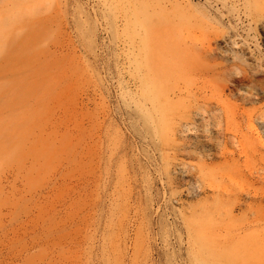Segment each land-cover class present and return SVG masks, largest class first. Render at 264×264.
Here are the masks:
<instances>
[{"label": "rangeland", "instance_id": "rangeland-1", "mask_svg": "<svg viewBox=\"0 0 264 264\" xmlns=\"http://www.w3.org/2000/svg\"><path fill=\"white\" fill-rule=\"evenodd\" d=\"M255 1L0 0V264H264Z\"/></svg>", "mask_w": 264, "mask_h": 264}, {"label": "bare ground", "instance_id": "bare-ground-1", "mask_svg": "<svg viewBox=\"0 0 264 264\" xmlns=\"http://www.w3.org/2000/svg\"><path fill=\"white\" fill-rule=\"evenodd\" d=\"M247 1V0H245ZM225 2V1H223ZM244 13L247 17H249L250 19H254L256 16H259L261 14L264 13V0H260V1H255L254 3H252V6L249 5V3H247V5L244 6ZM137 13L135 12L133 14V19L131 20L130 17L129 20L127 19V22L124 24V32H128V28H129V24H136V22H138L137 19ZM203 18H207V15L204 14L202 15ZM136 59V58H135ZM134 59V60H135ZM129 62V58L125 59V63ZM135 64L137 63V59L134 62ZM139 66V63L136 64V68ZM129 67H130V63H129ZM137 71V70H136ZM139 72V71H137ZM148 75L145 78H138L137 75L133 76V79L135 81L136 85V89H139L138 91H135L134 96L137 97V101L136 106L139 109L140 114L145 118V120L148 121H152L153 119H156V121H159L160 123L157 124L156 123V127L157 129L161 130L164 129L165 126L167 125V123L164 122V116L166 112V115L171 113V111H175L176 108H174V106H176L177 108H180L183 106V104H181V102H183L184 104H186L184 101H182L179 97L180 95L183 93V91H181L178 87H176L175 85L171 84L170 86V91L171 92H177L178 94H174L171 93L172 97L170 95H168L167 91L163 90L159 84V80L158 77L156 75H154L150 70H147ZM139 81V84H138ZM234 81H241V79H234ZM147 102H151L153 104H151V108H140L139 107V103H143L147 104ZM189 105V104H187ZM163 109H161V107ZM185 112L188 113H193V110L191 107L185 106ZM197 109V108H196ZM195 109V110H196ZM164 110V111H163ZM200 112V110H199ZM184 113V112H182ZM188 116V115H187Z\"/></svg>", "mask_w": 264, "mask_h": 264}]
</instances>
